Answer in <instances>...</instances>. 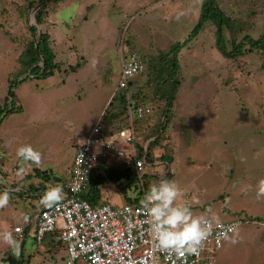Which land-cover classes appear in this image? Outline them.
Wrapping results in <instances>:
<instances>
[{"label":"rangeland","instance_id":"obj_1","mask_svg":"<svg viewBox=\"0 0 264 264\" xmlns=\"http://www.w3.org/2000/svg\"><path fill=\"white\" fill-rule=\"evenodd\" d=\"M202 1L47 0L44 19L37 24L34 14L43 2L29 9L28 0H0V108L32 37L29 26H37L36 34L48 35L58 64L47 77L22 74L15 83L16 106L21 111L7 110L0 116L1 184L12 191L13 184L37 183L26 178L34 167L50 169L67 180L77 141L86 137L118 88L122 58L129 55L127 41L146 55V62H156L162 51L187 37ZM216 2L233 18L237 41L246 34L261 35L264 0ZM231 33L225 30L229 48ZM178 60L180 86L154 151L171 156V161L149 167L157 175L152 181L169 172V180L182 190L177 202L194 215L242 220L238 242L224 239L212 252L218 264H264V199L257 200L254 191H242L264 178V54L247 51L225 57L215 45V25L207 22L179 50ZM146 67L131 78L130 93L141 89L152 94L146 90ZM159 113L140 123L139 134L145 124L157 125ZM25 144L41 153V163L23 164L21 173L22 162L15 152ZM107 158L114 165L124 162V158ZM106 185L102 198L121 203L117 187L110 181ZM33 209L31 200L10 195L8 205L0 208V232H11L15 241V245L0 241V260L65 264V247L52 255L46 243H32L33 223L25 241L15 238L14 226H27ZM75 264L85 262L77 259Z\"/></svg>","mask_w":264,"mask_h":264},{"label":"trees","instance_id":"obj_2","mask_svg":"<svg viewBox=\"0 0 264 264\" xmlns=\"http://www.w3.org/2000/svg\"><path fill=\"white\" fill-rule=\"evenodd\" d=\"M46 1L47 0H28L27 2V7L29 9L33 8L36 4L43 2V5L38 8L34 14L37 24L41 23L44 19L43 10L46 6ZM207 22H211L215 25V45L218 51L225 57L233 58L241 56L247 51H259L264 54V29L261 35L257 38L246 34L241 40L237 41L236 32H234V29L236 28L233 18L224 13L216 0L202 1L198 19L187 37L182 41L173 43L167 50L162 51L156 58V62L155 59H148L146 62V55L132 46L130 41H127L126 49L129 55H125V58L134 57L141 60L144 69L147 66L146 74L148 76L145 81L147 86L146 90H151L152 94L149 96L147 95V91H143L139 88L136 92L130 93L129 89L132 86V80L130 79L126 87L118 86L116 92L112 95L111 100L105 107L104 112L101 114L99 123L102 127V134L104 137L108 138L114 132L127 126L130 112L135 132V145L142 151L144 149V144L147 142L145 156V169L147 170L142 173L141 177H138V173L132 160L114 165V163L108 162V158H105L94 167L89 175L87 187L81 192V197L87 200L92 206L109 203L108 198H102V189L107 186L106 184L108 181L112 182L117 187V191L122 194L123 201L119 204L140 203V200L147 191L149 185L154 183L152 177L157 176L155 173L153 176L152 172L148 171L149 167L152 168L158 161L170 163L171 156L165 154L158 156L154 151L158 145L159 134L165 127L175 94L180 86L181 79L179 77V72L181 67L178 60V52L198 34ZM28 28L32 37L27 42L26 48L19 58L21 65L12 80V83L14 84H9L4 105L0 108V116L7 110L9 112L21 111L20 107L16 106V97L13 88L22 74L47 77L51 75L58 66L55 61V54L49 45L48 35L45 32H38V34H36L38 28L35 25L29 26ZM226 29L229 32H232L231 39L229 40L231 44L230 48L228 47V39L225 37ZM35 43L38 46L39 54L36 51ZM41 62L42 64H40ZM28 75L22 79H26L29 77ZM151 100H159L161 104L159 106H154L153 103L146 102ZM138 106L143 107V114L141 116H138L136 113ZM158 110L160 111V115L157 125L152 127L149 124H145V128H143L141 134H139L138 127L140 123L143 124L145 120L151 118ZM138 138L141 140L138 141ZM26 178L30 180L35 178L36 180L34 181H37V183L30 182L26 186L22 184H13L12 187L14 190L8 191L1 184L0 180V191L8 192L10 196L19 197L23 200H31L34 209L31 214H29V217L43 207L39 201L42 194L49 186L58 185L64 190V183L66 181L62 180L61 176L53 173L50 169H40L37 167H34V173L32 176L29 174ZM161 179L169 180L170 173L167 172ZM119 204L112 203V205ZM24 233L27 237L28 225L24 227ZM43 242L47 244L52 255L58 247L62 249L64 248V244L56 238L55 233L46 234ZM32 243L35 244L33 240ZM0 264H11V262L7 263L0 260ZM54 264L59 263L58 261H54Z\"/></svg>","mask_w":264,"mask_h":264},{"label":"built area","instance_id":"obj_3","mask_svg":"<svg viewBox=\"0 0 264 264\" xmlns=\"http://www.w3.org/2000/svg\"><path fill=\"white\" fill-rule=\"evenodd\" d=\"M143 70L141 60L122 58L118 86L126 87L128 81ZM136 113L141 116L143 107L138 106ZM146 144L142 151L135 145L130 112L127 126L108 138L102 134L99 120L96 121L86 137L75 145L63 199L51 208L41 207L29 218L28 230L32 223L34 226L33 242L40 245L46 234L55 233L66 250L65 264H75L77 259H83L85 264H218L212 252L222 246V233L227 226L239 225L240 218L219 221L198 255L177 256L161 250L153 241L140 203L92 206L81 197L92 170L109 155L132 160L141 177L146 170ZM24 227L14 226L15 238L26 239Z\"/></svg>","mask_w":264,"mask_h":264},{"label":"clouds","instance_id":"obj_4","mask_svg":"<svg viewBox=\"0 0 264 264\" xmlns=\"http://www.w3.org/2000/svg\"><path fill=\"white\" fill-rule=\"evenodd\" d=\"M15 155L22 162L21 173L24 171L23 164L31 163L38 166L41 163V153L31 145L17 147ZM159 175H164L163 167L160 168ZM181 191L174 180L160 179L150 184L144 193L140 200L141 210L150 225L152 239L161 250L177 256L198 255L214 227L219 226V219L215 215L210 217L194 215L188 206L177 202ZM242 191L245 193L254 191L257 200L264 199V178H260L254 186H246ZM62 199V187L53 185L42 194L39 203L51 208ZM8 203L9 194L0 193V208L7 206ZM24 220H27L26 216ZM238 234L237 224L227 226L222 233L223 238L231 244L238 242ZM0 241L15 245L12 233L9 231L0 232Z\"/></svg>","mask_w":264,"mask_h":264},{"label":"water","instance_id":"obj_5","mask_svg":"<svg viewBox=\"0 0 264 264\" xmlns=\"http://www.w3.org/2000/svg\"><path fill=\"white\" fill-rule=\"evenodd\" d=\"M35 47H36V51H37V53L39 54V51H38V46H37V44L35 43Z\"/></svg>","mask_w":264,"mask_h":264},{"label":"crops","instance_id":"obj_6","mask_svg":"<svg viewBox=\"0 0 264 264\" xmlns=\"http://www.w3.org/2000/svg\"><path fill=\"white\" fill-rule=\"evenodd\" d=\"M23 241H25V240H23Z\"/></svg>","mask_w":264,"mask_h":264}]
</instances>
